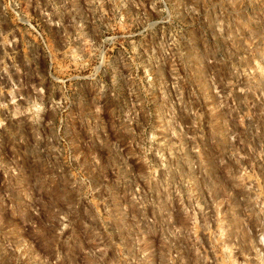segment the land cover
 <instances>
[{
	"label": "clouds",
	"instance_id": "9594fccd",
	"mask_svg": "<svg viewBox=\"0 0 264 264\" xmlns=\"http://www.w3.org/2000/svg\"><path fill=\"white\" fill-rule=\"evenodd\" d=\"M0 264H264V0H0Z\"/></svg>",
	"mask_w": 264,
	"mask_h": 264
}]
</instances>
